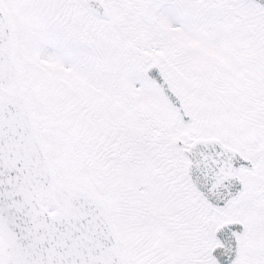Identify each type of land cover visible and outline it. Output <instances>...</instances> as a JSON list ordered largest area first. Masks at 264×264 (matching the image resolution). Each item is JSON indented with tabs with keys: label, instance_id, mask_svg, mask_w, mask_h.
<instances>
[{
	"label": "snow or ice",
	"instance_id": "obj_1",
	"mask_svg": "<svg viewBox=\"0 0 264 264\" xmlns=\"http://www.w3.org/2000/svg\"><path fill=\"white\" fill-rule=\"evenodd\" d=\"M0 264H264V0H0Z\"/></svg>",
	"mask_w": 264,
	"mask_h": 264
}]
</instances>
